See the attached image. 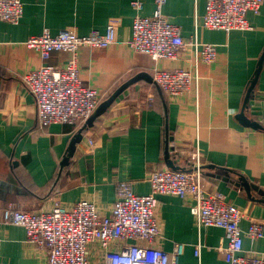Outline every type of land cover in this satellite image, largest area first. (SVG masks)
I'll list each match as a JSON object with an SVG mask.
<instances>
[{
  "label": "crops",
  "instance_id": "crops-1",
  "mask_svg": "<svg viewBox=\"0 0 264 264\" xmlns=\"http://www.w3.org/2000/svg\"><path fill=\"white\" fill-rule=\"evenodd\" d=\"M17 24L0 20V264H47L46 254L27 242L23 227L5 224L2 209L13 202L31 211H49L55 201L70 206L79 200L93 201L108 214L115 199V184L129 180L138 195L151 192L147 175L164 168L165 139L185 152L176 165L187 167L188 153L197 145L203 165L202 185L225 195L242 217L245 233L251 221L264 223V203L251 200L235 186L241 175L264 192V130L242 126L236 119L243 107L249 81L264 50V0L257 14L247 13L249 30H209L203 27L206 0H167L162 12L180 27L181 36L216 46L211 64H194L191 50L176 59L155 60L129 47L134 18L151 16L154 0H21ZM135 2L141 8H135ZM115 27V41L107 48H81L76 53L83 84L104 94L103 102L136 75L152 77L155 69L198 72V87L180 95H167L140 77L125 89L91 127L83 131L68 165L61 169L71 140L80 125L50 124L41 128L33 96L23 75L46 64L64 66L72 55L54 52L46 62L24 44L47 30L55 35L71 30L87 35ZM197 26V28H196ZM197 90V91H196ZM246 115L264 126V63L259 72ZM93 139L94 147L87 146ZM172 145V146H171ZM228 176V181L215 178ZM255 195V193H253ZM257 197V196H256ZM156 218L160 247L173 253L183 244L175 264H226L227 240L219 227L200 230L187 203L171 195L158 197ZM264 230V227H263ZM201 245L200 257L194 247ZM243 250L264 254V238L251 241L243 234ZM89 264L97 256L89 253Z\"/></svg>",
  "mask_w": 264,
  "mask_h": 264
},
{
  "label": "built area",
  "instance_id": "built-area-1",
  "mask_svg": "<svg viewBox=\"0 0 264 264\" xmlns=\"http://www.w3.org/2000/svg\"><path fill=\"white\" fill-rule=\"evenodd\" d=\"M167 0H154L151 16L134 18L129 47L155 60L176 59L186 48L191 50L194 64H211L217 58L216 46L200 43L194 35L185 40L180 27L169 22L162 9ZM140 9L141 3L135 2ZM261 0H206L203 27L209 30H249L246 15L257 14ZM21 0H0V20L17 24L21 18ZM197 28V26H196ZM115 41V27L107 25L103 32L93 30L77 35L63 30L54 36L47 30L31 36L25 46L46 62L54 52H66L72 58L60 68L43 63L23 75V84L33 96L36 116L41 128L50 124L82 125L104 98V94L83 84L79 76L76 53L81 48L102 49ZM152 80L167 95H180L198 87L199 76L183 69H155ZM197 91V90H196ZM93 139L87 146L94 147ZM172 146V145H171ZM170 157L177 163L185 152L172 146ZM185 170L152 169L147 175L151 192L135 194L129 180L115 184V199L108 214H101L95 203L79 200L70 206L55 201L49 211H31L13 202L2 209L5 224L23 227L27 242L45 251L47 264H89V253L97 256V264H175L183 251L177 243L169 254L160 247V226L156 218L158 197L171 195L187 203L198 230L219 227L227 240L226 264H264V254L243 250V234L251 241L264 238V223L253 220L245 233L240 229L242 212L226 200L223 193L206 191L202 185L203 160L197 145L188 153ZM201 245L194 247L200 257Z\"/></svg>",
  "mask_w": 264,
  "mask_h": 264
},
{
  "label": "water",
  "instance_id": "water-1",
  "mask_svg": "<svg viewBox=\"0 0 264 264\" xmlns=\"http://www.w3.org/2000/svg\"><path fill=\"white\" fill-rule=\"evenodd\" d=\"M264 63V50L262 52V55L257 63V68L255 69L253 76L251 78V80L249 81V86L247 89V94L245 95V99H244V103H243V107L240 110L239 113H237L236 115V119L237 121L244 127L247 128H251V129H260V130H264V126L261 125L258 121L249 118L246 113H245V109L247 108V104L249 102V100L251 99V94H253V89L256 85L257 82V78L259 75V72L262 68V65ZM140 77H143L144 79H146L147 81L153 83L157 88L158 86L153 82L152 77L145 74V75H136L133 78L129 79L128 81H126L123 85H121L119 88H117L108 98H106L103 102L99 103V106H97V108L93 111V113L91 114V116L84 122V124L81 125V127L78 129L76 135L73 137V139L70 142V145L67 149V153L66 156L63 157L60 166L61 169L65 166L68 165L69 162V158L72 156L74 150H75V146L77 143H79L82 139V135H83V131L86 130L87 127H91L95 121V119L97 117H99L100 115H102L112 104L113 102L116 100V98L125 90L127 89V87H129L131 84H133L136 80H138ZM159 91H161L158 88ZM171 137L166 136L165 139V150H164V162H165V167L166 168H170L173 170H185L184 168L176 165L175 161L170 157V151L172 150V147L169 149V143L171 142ZM214 169L216 168L215 165H207V166H202L201 170H202V174H203V169ZM215 178H219L222 179L224 181H228V176H224L221 177L220 175H214ZM235 186H237L239 189H242L245 191L247 197L251 200L260 202V203H264V192L259 189V187L253 183H250L246 180L245 177L239 175L237 180H235ZM253 193H255V195H253ZM257 196V197H256Z\"/></svg>",
  "mask_w": 264,
  "mask_h": 264
}]
</instances>
